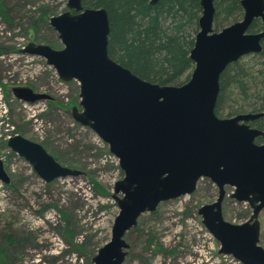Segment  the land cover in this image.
<instances>
[{
	"label": "rangeland",
	"instance_id": "obj_1",
	"mask_svg": "<svg viewBox=\"0 0 264 264\" xmlns=\"http://www.w3.org/2000/svg\"><path fill=\"white\" fill-rule=\"evenodd\" d=\"M199 1L176 2L159 22L163 30L169 31L172 42L185 43L189 59L185 66L181 64V71L172 73L173 80L163 82L152 75L141 76L137 67L128 66L114 48H108L109 34L108 56L142 80L183 84L195 67L190 50L199 30ZM66 3L67 0H6L12 8V22L0 19V157L10 179L7 184L0 182V247L11 264H92L98 249L109 242L118 213L111 195L123 172L107 144L72 118V107L80 109L78 82L60 80L44 58L24 52L29 42L53 49L63 47L49 19L69 10ZM212 5L213 32L242 20L241 0H212ZM262 31L264 21L259 16L246 32ZM260 44V51L227 65L236 63L238 78L225 82L221 73L215 113L220 118L260 114L246 123L264 131V39ZM172 47L175 50L174 44ZM158 58L157 64L165 63L161 62L162 55ZM14 87H28L49 98L23 101L13 93ZM15 134L41 144L59 164L79 170L80 174L45 182L7 146V139ZM255 142L262 143L263 139L259 137ZM225 190L223 218L233 224L243 223L251 214L249 204L231 198L232 188ZM217 193L215 184L203 177L191 194L162 201L153 212L142 213L123 237L128 254L122 264H241L232 256L218 253V241L198 214V208L213 202ZM258 220L259 245L264 249V208ZM6 234L10 240L5 239Z\"/></svg>",
	"mask_w": 264,
	"mask_h": 264
},
{
	"label": "water",
	"instance_id": "obj_2",
	"mask_svg": "<svg viewBox=\"0 0 264 264\" xmlns=\"http://www.w3.org/2000/svg\"><path fill=\"white\" fill-rule=\"evenodd\" d=\"M199 4V30L190 50L195 67L179 86L142 80L113 61L107 52V10L84 7L82 0H67L69 10L49 19L61 49L34 42L25 47L27 54L44 58L60 80L78 82L80 109L72 107V118L107 144L123 172L111 195L118 213L110 240L98 249L92 264H122L128 254L123 237L137 218L153 212L162 201L191 194L203 177L215 184L218 193L213 202L198 208V214L218 241V253L241 264H264L258 220L264 208V131L246 123L260 114L220 118L215 113L223 70L261 49L264 31H246L255 17L264 21V0H241L242 20L219 32L211 28L212 0ZM12 90L17 98L31 103L49 98L28 87ZM259 137L262 143L255 142ZM7 146L45 182L80 174L19 134L10 136ZM9 180L0 157V182ZM226 187L233 189L231 198L251 208L243 223L233 224L222 216Z\"/></svg>",
	"mask_w": 264,
	"mask_h": 264
},
{
	"label": "trees",
	"instance_id": "obj_3",
	"mask_svg": "<svg viewBox=\"0 0 264 264\" xmlns=\"http://www.w3.org/2000/svg\"><path fill=\"white\" fill-rule=\"evenodd\" d=\"M181 1L183 0H158L154 4H149L147 0H83V4L92 7L103 6L107 10L111 26L108 48H114L125 64L130 67L133 64L141 71L143 77L152 75L157 81L167 82L174 79L175 75H172L174 71L182 70L181 64L185 66L189 62L184 51L185 43L180 45L178 42H172L168 36L169 31L163 30L159 25L160 20L169 15V9ZM11 11L12 8L6 5V0H0V19L4 23L12 22ZM41 20L45 23V20ZM161 55L163 57L161 62L165 63L157 64ZM239 75L240 71L234 63L223 70L221 78L229 82ZM240 85L244 90V83ZM5 239L10 240L11 236L6 234ZM0 264H11L1 247Z\"/></svg>",
	"mask_w": 264,
	"mask_h": 264
},
{
	"label": "flooded vegetation",
	"instance_id": "obj_4",
	"mask_svg": "<svg viewBox=\"0 0 264 264\" xmlns=\"http://www.w3.org/2000/svg\"><path fill=\"white\" fill-rule=\"evenodd\" d=\"M157 1H158V0H156V2H157ZM156 2H154V3H156ZM149 3H150V2H149ZM154 3H153V4H154ZM150 4H152V3H150ZM258 17H259V16L255 17V18L257 19ZM263 39H264V38H262V40H263ZM262 40H261V41H262ZM229 256H230V255H229ZM233 259H234V258H233Z\"/></svg>",
	"mask_w": 264,
	"mask_h": 264
}]
</instances>
